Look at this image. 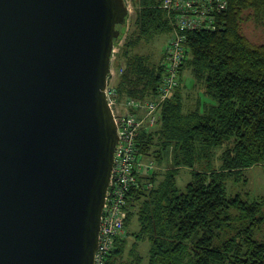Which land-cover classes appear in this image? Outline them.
Instances as JSON below:
<instances>
[{
	"label": "water",
	"instance_id": "1",
	"mask_svg": "<svg viewBox=\"0 0 264 264\" xmlns=\"http://www.w3.org/2000/svg\"><path fill=\"white\" fill-rule=\"evenodd\" d=\"M124 0H0V264H94Z\"/></svg>",
	"mask_w": 264,
	"mask_h": 264
},
{
	"label": "trees",
	"instance_id": "2",
	"mask_svg": "<svg viewBox=\"0 0 264 264\" xmlns=\"http://www.w3.org/2000/svg\"><path fill=\"white\" fill-rule=\"evenodd\" d=\"M161 2L135 0L133 31L122 47L119 98L150 100L160 91L161 64L131 51L173 31ZM223 4L224 9H204L210 30L182 33L180 82L189 71L202 85L204 100L187 108L179 85L160 103L158 129L141 130L135 138L138 156L162 166L170 150L176 167L162 174L153 170L146 179L152 188L140 185L130 195L129 202L138 204L134 243L149 242L147 264H264V195L249 201L226 194L227 178L264 163V44H252L242 32L247 23L264 29V0ZM123 27H116L120 36ZM217 149L220 165L212 170ZM202 164L207 170L198 169ZM179 167L190 169L192 177L182 191L176 185ZM125 242H116L107 264H141L134 249L131 261L121 260Z\"/></svg>",
	"mask_w": 264,
	"mask_h": 264
},
{
	"label": "rangeland",
	"instance_id": "3",
	"mask_svg": "<svg viewBox=\"0 0 264 264\" xmlns=\"http://www.w3.org/2000/svg\"><path fill=\"white\" fill-rule=\"evenodd\" d=\"M127 4L129 6V14L126 18L125 26L122 28V33L119 37V41L118 43H116V46L112 50L110 65L111 73L107 77L106 87L109 98L111 100V107L114 111V116L119 127L122 128L123 132V130L127 129L129 126H133L134 122L137 123L139 126L136 137L137 139L141 130L149 133L158 129L159 123H157V118L159 117V110L161 108L159 103L162 99V96H160L159 91V93H157V95L150 100L141 101L135 100L133 98H119L117 91L119 87L120 77L125 71L126 62L123 56L122 47L133 31V23L137 12L135 0H127ZM208 5L211 4L207 0H200V3H198V5L194 7V9L200 10L202 6ZM188 13H193V10L189 11ZM119 27L121 26H117V28ZM242 32L252 44H264V29H262L261 27H256L253 23H247L243 26ZM175 35H177V37L179 38V31L174 32L173 29V31L168 35H160L153 38L147 43H141L138 47L131 51V55L138 54L149 57L152 65L163 64L164 62H166V57L169 55V53L172 50H177L180 47L178 44V38L173 41ZM164 65L167 67L169 66L166 63H164ZM181 65L182 64L180 60L177 67V75L175 77V81L177 84L176 88H178V86L180 85V87L183 89L181 91L183 102L185 106L189 108L192 104H195V102L198 101L200 97H202L203 88L202 85L195 83L189 71H184L182 73V81L180 82L179 70ZM163 96H165V94ZM203 100L204 97H202L198 102H202ZM205 101L207 103H210L209 99ZM153 103H155V106L151 107ZM137 104H142V111L138 110L139 106ZM120 124L122 125V127L120 126ZM120 143L121 147L125 146L122 141ZM221 152L222 149H217L215 151L216 157L214 156L210 167L212 170L217 169V167L220 165V163L217 161L218 156ZM131 154V173L135 175L138 181V187L135 189L136 192L140 191V185L142 190L144 191L150 190L152 188V184L148 183L146 179L150 177L153 170L154 172L159 171L158 173L162 174L164 173V171H166V169L176 168L174 167V165L172 166L173 156L172 151L170 150L168 156L166 157V161L162 166H155V162H153V159L151 157L145 159L142 158L141 155L138 156L137 148L135 147H132ZM149 165H151V168H149ZM118 166L120 165L116 163L115 173L118 171V175H120V171H123V169H125L126 167L120 166L118 168ZM203 168L207 170L205 165L203 167V164L198 167L199 170ZM115 173L113 175L112 189H110V187L108 189V192L111 193L113 192L114 187H116L117 185V180L116 182H114ZM191 180V170L188 168L179 167L176 177V185L178 189L181 191L184 190L185 186L188 185ZM139 182H141V184ZM226 194L227 197H234L236 195H239L242 199H248L249 201L262 197L264 195V163H257L241 171L237 176L227 178ZM137 205L138 204L136 199L134 200L133 198L132 201L126 202V204L121 207L118 206L117 200L113 205L109 204L107 206V210L103 218L105 222H107L110 230L113 232V235L107 236L110 237L107 241L108 245L104 253L102 249L98 264H107V261L112 254L111 252L115 247L116 242H120L122 240H126L121 258L124 263L131 261L130 251L133 249L134 254L141 256V264L148 263V250L150 247L149 242L146 241L137 244L134 243V236L136 235L135 233H138L140 229L137 217ZM117 215L121 220L117 217ZM119 223L122 224V227L119 226Z\"/></svg>",
	"mask_w": 264,
	"mask_h": 264
},
{
	"label": "built area",
	"instance_id": "4",
	"mask_svg": "<svg viewBox=\"0 0 264 264\" xmlns=\"http://www.w3.org/2000/svg\"><path fill=\"white\" fill-rule=\"evenodd\" d=\"M210 2L211 5L208 6H202L200 10L194 9L200 3V0H162L160 6L163 8V10L167 13L169 17H172L173 21V29L175 31H179L181 35L179 34V38L177 35L173 38V41L178 38V44L179 48L177 50H172L169 55L166 57V64L169 66H165L164 63L161 64L163 68V78L161 81V87H160V96H162V99L160 101L163 102L165 99H169L172 96L173 90L176 88V81L175 77L177 75V67L179 64V61L183 59V56L185 55V52L183 51V41H184V35H182L183 32L187 31H196L200 29H208L210 30L211 24L207 23L205 25L204 18L205 13L204 9H212L213 7L219 9H224L225 5L223 4L224 0H207ZM128 14H129V6L127 4V0H124ZM193 10V13L189 14L188 12ZM126 23V21H125ZM124 23V26H125ZM115 47V46H114ZM113 47V48H114ZM182 63V62H181ZM111 73V70H110ZM109 73V74H110ZM107 84V82H106ZM105 98L107 101L108 106L111 108L113 116L114 111L111 107V100L109 98L107 87L105 86L104 89ZM165 94V96H163ZM165 97V99H164ZM159 103V105H160ZM139 106L138 110L142 111V104H137ZM158 105V106H159ZM155 106V103L151 105V107ZM115 119V116H114ZM116 130H117V143L116 148L114 152V159H113V168L111 173V178L109 181L110 189H112V182H113V175L115 173L116 163L120 165L121 167H126L123 169V171H120V175H118V171L115 173L114 182L117 180V185L114 187L113 192H108L106 194L103 210H102V216H101V223H100V232H99V239H98V245L95 251L94 255V264H98V261L100 260L102 249L103 253L108 245L107 241L111 236L113 235V232L108 227L107 222L104 220V214L107 210V206L109 204L113 205L115 201L117 200L118 206H124L126 202H129L130 195L136 191L135 189L138 187V181L137 178L133 173H131V167L130 163L132 161V147H135V138L137 137V132L139 129V126L137 123L134 122L133 126H129L127 129L123 130L119 127L116 119ZM122 127V125L120 124ZM124 143V147H121V143ZM134 142V143H133ZM133 144V145H132ZM123 164V165H122ZM118 166V168L120 167ZM149 168H151V165H149ZM132 192V193H131ZM131 193V194H130ZM117 217L120 219V217L117 215ZM121 220V219H120ZM119 226L122 227V224L119 223ZM119 238V237H116Z\"/></svg>",
	"mask_w": 264,
	"mask_h": 264
}]
</instances>
